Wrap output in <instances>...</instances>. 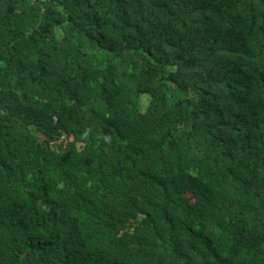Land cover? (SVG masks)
Instances as JSON below:
<instances>
[{
    "label": "trees",
    "instance_id": "1",
    "mask_svg": "<svg viewBox=\"0 0 264 264\" xmlns=\"http://www.w3.org/2000/svg\"><path fill=\"white\" fill-rule=\"evenodd\" d=\"M0 264H264V0H0Z\"/></svg>",
    "mask_w": 264,
    "mask_h": 264
},
{
    "label": "rangeland",
    "instance_id": "2",
    "mask_svg": "<svg viewBox=\"0 0 264 264\" xmlns=\"http://www.w3.org/2000/svg\"><path fill=\"white\" fill-rule=\"evenodd\" d=\"M147 102H148V97L147 96H144V107L145 108H146Z\"/></svg>",
    "mask_w": 264,
    "mask_h": 264
}]
</instances>
